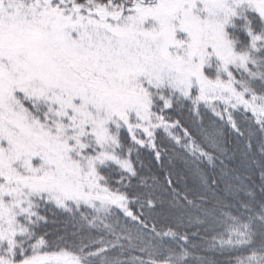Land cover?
Masks as SVG:
<instances>
[{
	"label": "snow or ice",
	"instance_id": "snow-or-ice-1",
	"mask_svg": "<svg viewBox=\"0 0 264 264\" xmlns=\"http://www.w3.org/2000/svg\"><path fill=\"white\" fill-rule=\"evenodd\" d=\"M0 264H264V0H0Z\"/></svg>",
	"mask_w": 264,
	"mask_h": 264
}]
</instances>
